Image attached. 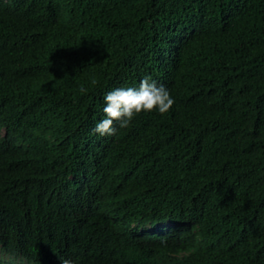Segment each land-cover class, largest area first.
I'll return each instance as SVG.
<instances>
[{"label": "trees", "instance_id": "trees-1", "mask_svg": "<svg viewBox=\"0 0 264 264\" xmlns=\"http://www.w3.org/2000/svg\"><path fill=\"white\" fill-rule=\"evenodd\" d=\"M145 75L170 110L94 134ZM1 129L0 240L55 264H264V0H0Z\"/></svg>", "mask_w": 264, "mask_h": 264}, {"label": "clouds", "instance_id": "clouds-1", "mask_svg": "<svg viewBox=\"0 0 264 264\" xmlns=\"http://www.w3.org/2000/svg\"><path fill=\"white\" fill-rule=\"evenodd\" d=\"M91 84L97 81L93 78ZM88 88L80 87L79 92L86 94ZM103 107L104 118L98 121L92 129L94 134L101 137L113 136L117 132L114 121L118 122L121 129L128 128L135 116L141 112L158 111L160 114L167 113L175 103L169 90L163 85H157L150 75H145L139 82L138 87H119L106 93ZM3 133V129L0 130ZM135 223H131L134 226ZM166 226L160 223L159 226ZM11 228V227H9ZM8 228V229H9ZM159 229L147 225L145 232ZM141 233V232H139ZM151 236V235H150ZM74 258L63 259L61 264H72ZM55 259L48 254H42L32 247H20L16 243L0 240V262L1 264H55Z\"/></svg>", "mask_w": 264, "mask_h": 264}]
</instances>
